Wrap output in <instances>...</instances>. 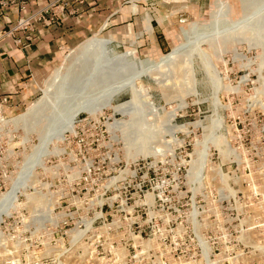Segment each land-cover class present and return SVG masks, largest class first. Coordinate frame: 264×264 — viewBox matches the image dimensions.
Listing matches in <instances>:
<instances>
[{
    "label": "rangeland",
    "instance_id": "rangeland-1",
    "mask_svg": "<svg viewBox=\"0 0 264 264\" xmlns=\"http://www.w3.org/2000/svg\"><path fill=\"white\" fill-rule=\"evenodd\" d=\"M220 2H158L155 36H94L0 103V264H264V0ZM96 39L131 55L90 112Z\"/></svg>",
    "mask_w": 264,
    "mask_h": 264
},
{
    "label": "crops",
    "instance_id": "crops-1",
    "mask_svg": "<svg viewBox=\"0 0 264 264\" xmlns=\"http://www.w3.org/2000/svg\"><path fill=\"white\" fill-rule=\"evenodd\" d=\"M51 1L0 0V98L27 104L33 93V82L42 79L82 42L101 34L118 42L132 41L145 34L155 36L157 26L160 27L167 18L170 19L168 23L174 20L171 10L164 9L156 15L158 2L163 7L170 5L171 9L173 3L183 2L87 0L76 14L66 12L58 24L38 26L34 41L28 48L18 42L22 40L21 34L7 35L6 32L21 18L40 11ZM68 2L70 9L75 7L71 0Z\"/></svg>",
    "mask_w": 264,
    "mask_h": 264
},
{
    "label": "bare ground",
    "instance_id": "bare-ground-1",
    "mask_svg": "<svg viewBox=\"0 0 264 264\" xmlns=\"http://www.w3.org/2000/svg\"><path fill=\"white\" fill-rule=\"evenodd\" d=\"M243 1H245L244 2L245 4L243 3L244 5L247 4L246 1L248 2V0H243ZM218 2H219V0H216V3L214 4L215 5V8L218 7V6H223L226 9L228 8V3H224V2L222 3V2H220L218 4ZM109 43H110V40H106V39H96V40H94V42L88 43L86 45V47H85L86 49H88V51H92V50L94 51V49H96V50L97 49H100V50H97V54H98V57L101 58V59H100V65L97 64L95 67H93L95 61H92V62L88 63V65H87L88 67L86 69H84V72L82 73V75H85L89 79L87 81L88 82L87 88H88V91H89V99H88V101H86L84 103L85 105L83 104L81 106L82 109H80V110H86V111H90V112L94 111L95 108H93V105L91 104V102L94 100L93 93L95 92L96 86H102L104 84L110 85L111 82H113L115 80V75L117 74V71L120 68V60L121 59H124L126 57H129L131 55L129 53H126V54H123V55H119V56L117 55V56H114L113 57L112 54H111L112 51L110 50V48L108 46ZM110 45H112V44H110ZM180 47H176L175 49L172 50V52L163 55L161 57V61L162 62L160 64H152V63H149V68H154L155 69L157 66H160L158 68V70H161V68L162 69L168 68V66H166L164 64L166 62H169L170 64H172L179 57L180 49H181ZM102 60H104V61L102 62ZM140 61L141 62H147L148 59L147 60H140ZM58 70L59 69H57V71ZM146 75H149L150 76L149 73L146 74ZM109 79H111V80H109ZM122 85L124 86V84H121V86ZM115 91L121 92V87H119ZM113 93H114V91H113ZM142 96H143V94H142ZM99 97H101V96H99ZM99 99H101V98H99ZM139 100H140V97L139 96L137 97V96H135L133 94L131 96V100L129 102H130V104H132V103H138ZM140 103H142V102H140ZM40 105L41 104H39V102L33 104L31 106V108L29 109L28 113H25V115L20 116L19 118L15 119L12 122L13 123H16V122H19V121H24V122L25 121H28L29 119L32 118L33 114L35 113V111L38 109V107ZM140 105H142V104H140Z\"/></svg>",
    "mask_w": 264,
    "mask_h": 264
},
{
    "label": "built area",
    "instance_id": "built-area-1",
    "mask_svg": "<svg viewBox=\"0 0 264 264\" xmlns=\"http://www.w3.org/2000/svg\"><path fill=\"white\" fill-rule=\"evenodd\" d=\"M71 2H73L75 7L70 9L68 0H52L40 11L28 17L21 18L18 23L6 33L9 36L21 34L22 40L19 39L18 42L25 48H28L34 41V34L38 26L58 24L66 12H69L71 15L76 14L79 10L78 8L85 5L87 0H71ZM2 4H4V2H2ZM23 9H25V6H23ZM8 102L9 100L7 98H0L1 104H7Z\"/></svg>",
    "mask_w": 264,
    "mask_h": 264
}]
</instances>
